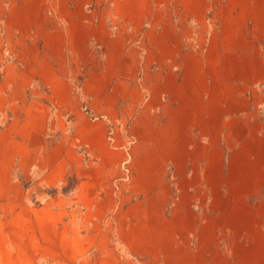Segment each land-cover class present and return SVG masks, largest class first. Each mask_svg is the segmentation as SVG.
Returning a JSON list of instances; mask_svg holds the SVG:
<instances>
[{
    "label": "rangeland",
    "instance_id": "obj_1",
    "mask_svg": "<svg viewBox=\"0 0 264 264\" xmlns=\"http://www.w3.org/2000/svg\"><path fill=\"white\" fill-rule=\"evenodd\" d=\"M217 7L0 0V74L14 63L42 77L55 60L73 88L64 104L37 78L21 106L0 113V175L13 181L0 177V264H264V67L252 64L255 49L229 56L216 47ZM30 25L28 35L11 32ZM199 72L207 76L200 128L172 154L149 141L158 133L149 99L158 80L184 75L193 85ZM230 72L236 93L224 80ZM254 73L262 81L247 80ZM83 88L105 90L112 123L103 141L80 127L87 143L76 147L74 112L100 116ZM61 170L54 187L43 185V172ZM89 172L103 183L76 194ZM134 172L168 173L157 190L140 192ZM173 172H188L189 187Z\"/></svg>",
    "mask_w": 264,
    "mask_h": 264
},
{
    "label": "crops",
    "instance_id": "obj_2",
    "mask_svg": "<svg viewBox=\"0 0 264 264\" xmlns=\"http://www.w3.org/2000/svg\"><path fill=\"white\" fill-rule=\"evenodd\" d=\"M217 10L215 15L219 17L220 33L215 34L217 41L216 47L222 50H228L229 56L232 54L235 56L239 47H248L255 49V56L252 64L264 67V56L260 50L264 49V0H217ZM239 18H242L239 20ZM24 28V29H23ZM33 26L22 27L13 29L11 32H22V34L28 35L33 33ZM45 31V29L43 28ZM42 31V32H44ZM38 32V30H35ZM245 32L251 36L250 39L244 40L243 36H239V33ZM40 39V38H39ZM38 39V40H39ZM42 39V38H41ZM245 43H239V42ZM1 43V38H0ZM61 45V44H60ZM60 49L63 46H59ZM65 54V52H64ZM70 54V53H69ZM67 55V54H66ZM56 59V58H54ZM48 62V74L40 77L36 73V69H28L24 66L19 67L18 64L9 63L3 68L0 74V113L6 111L8 106H21L19 103H23L28 95L29 89L33 85V82L37 78L41 80V83L49 91L51 95L49 97L63 98L64 104L73 98V88L70 82L71 78L67 75H63V72L59 69V64L53 60ZM160 63H163L162 61ZM164 63H168L165 61ZM221 63V61H220ZM224 63H227L226 61ZM232 63V61H230ZM235 64V61L233 62ZM178 77V76H175ZM188 77V78H185ZM190 76H181L172 79L171 84L163 83L165 80H158L156 85L155 95L150 97L149 105L153 108L150 110L155 114V127L158 131L154 139L149 140L152 143L164 144L167 149L175 151V145L188 143L186 139L192 136L194 129L200 128V114L205 110L206 105V79L203 73L199 72L197 79H192L190 84ZM261 78L254 76L247 79L251 82L262 81ZM230 89L236 93L237 85L235 83L239 80V77L235 72H230L228 77L224 79ZM232 94V93H231ZM81 97L89 100V109L95 113H99L95 120L93 117L81 114L76 111L77 125L74 128L73 140L76 147L83 142L80 137V127L84 136L89 139H101L102 141L107 136L109 129V123H112V119L109 116V110L106 103L107 93L102 88L100 90L81 89ZM77 100V99H76ZM71 101V100H70ZM101 103V104H100ZM61 106V105H59ZM69 106V105H64ZM71 106L75 107V103ZM70 107V106H69ZM163 113V114H162ZM204 120V119H203ZM162 130H165L164 132ZM186 140V141H184ZM147 141V142H149ZM171 158L167 157V161ZM64 168L65 164L61 161ZM10 167H13V158H11ZM98 173V172H97ZM97 177H103L107 172H99ZM137 178V182L140 185V192H154L157 190L160 180L166 182L163 179L167 176L168 172H134ZM188 172H173V177H181L182 184L179 188L189 187L191 180L185 178ZM66 175V172H43L41 174V182L43 185L51 188L54 187L61 179ZM95 176V175H94ZM6 180V186L12 185V172H6L5 175H0ZM153 177H158L157 181L153 180ZM79 183L76 185L75 193L83 192L89 183L94 182L92 175L84 173L79 178ZM97 183L102 184L103 180H98ZM96 183V184H97ZM95 184V185H96Z\"/></svg>",
    "mask_w": 264,
    "mask_h": 264
}]
</instances>
